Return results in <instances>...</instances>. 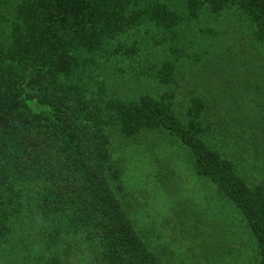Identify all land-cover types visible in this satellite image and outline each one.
I'll list each match as a JSON object with an SVG mask.
<instances>
[{
    "label": "trees",
    "instance_id": "trees-1",
    "mask_svg": "<svg viewBox=\"0 0 264 264\" xmlns=\"http://www.w3.org/2000/svg\"><path fill=\"white\" fill-rule=\"evenodd\" d=\"M152 132L264 264V0H0V264H171L112 153Z\"/></svg>",
    "mask_w": 264,
    "mask_h": 264
},
{
    "label": "rangeland",
    "instance_id": "rangeland-1",
    "mask_svg": "<svg viewBox=\"0 0 264 264\" xmlns=\"http://www.w3.org/2000/svg\"><path fill=\"white\" fill-rule=\"evenodd\" d=\"M112 153L123 168L125 204L138 230L156 249L170 245L171 264H248L252 242L237 215L202 184L170 140L155 132L133 140L115 135ZM181 211L194 216L179 215ZM216 228L219 239L230 247L212 252L209 245L214 242ZM90 260L88 254L78 253L71 264H88Z\"/></svg>",
    "mask_w": 264,
    "mask_h": 264
}]
</instances>
